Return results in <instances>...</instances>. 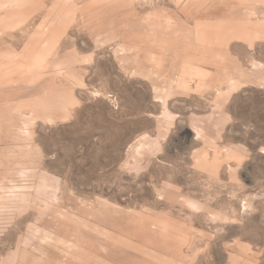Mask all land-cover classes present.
<instances>
[{
  "label": "rangeland",
  "instance_id": "374dc122",
  "mask_svg": "<svg viewBox=\"0 0 264 264\" xmlns=\"http://www.w3.org/2000/svg\"><path fill=\"white\" fill-rule=\"evenodd\" d=\"M0 264H264V0H0Z\"/></svg>",
  "mask_w": 264,
  "mask_h": 264
}]
</instances>
